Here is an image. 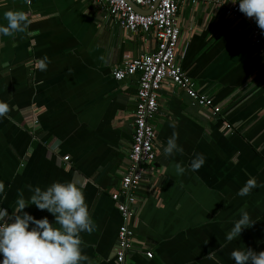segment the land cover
<instances>
[{
    "label": "crops",
    "instance_id": "crops-1",
    "mask_svg": "<svg viewBox=\"0 0 264 264\" xmlns=\"http://www.w3.org/2000/svg\"><path fill=\"white\" fill-rule=\"evenodd\" d=\"M230 1L179 4L178 64L220 111L208 116L176 86L159 91L151 120L153 170L136 192L138 206L129 222L143 248L131 250L129 264H235V248L264 251L263 46L250 38L255 18L241 11L236 19L224 17ZM8 10L24 11L31 23L27 33L0 35V102L10 109L0 117V208H7L12 222L23 199L29 203L24 212L58 227L55 216L30 198L36 187L75 182L94 225L91 233H80L88 257L80 264H117L120 217L110 193L126 165L137 74L117 81L110 72L124 55L153 50L155 40L102 18L96 0H0V25H6ZM44 57L47 70L41 71L35 65ZM173 131L183 153L166 156ZM197 154L205 162L193 171ZM250 177L257 187L237 195ZM242 211L254 223L228 241Z\"/></svg>",
    "mask_w": 264,
    "mask_h": 264
},
{
    "label": "built area",
    "instance_id": "built-area-1",
    "mask_svg": "<svg viewBox=\"0 0 264 264\" xmlns=\"http://www.w3.org/2000/svg\"><path fill=\"white\" fill-rule=\"evenodd\" d=\"M142 10L148 9L155 0H128ZM182 0H158L148 13L134 12L124 0H96L102 18L127 33L149 32L155 40L151 51H143L135 56L124 55L121 63L112 67L114 80H122L137 74L134 107L132 111L131 142L126 151V165L120 173L117 189L110 193L119 213L113 256L117 264H129L128 255L136 246L143 248V243L136 240L130 227L138 203L136 192L144 179L152 173L155 160V130L152 118L159 108V91L162 87H178L190 99V104L205 110L210 117L219 114L220 108L213 104L210 96L194 86V82L180 68L176 48L179 41L178 9ZM199 0H190L195 3ZM29 3V0H26ZM226 19H236L239 3L227 4L223 11ZM264 30L259 26L250 28V38L254 44L263 46ZM30 123L35 127L37 120L31 116ZM66 161L68 156L61 157ZM8 220V218H5ZM147 258L152 256L144 249Z\"/></svg>",
    "mask_w": 264,
    "mask_h": 264
},
{
    "label": "clouds",
    "instance_id": "clouds-1",
    "mask_svg": "<svg viewBox=\"0 0 264 264\" xmlns=\"http://www.w3.org/2000/svg\"><path fill=\"white\" fill-rule=\"evenodd\" d=\"M232 3L235 4L236 0H232ZM239 10L247 17L255 18L258 26L264 30V0H239ZM4 19L7 23L0 25V35L8 37H13L15 33H27L31 23L27 14L19 10L6 11ZM47 63L48 58L44 57L35 67L46 71ZM25 66L29 67L30 64ZM9 110L7 103L0 102V117L6 116ZM170 127L174 128L175 125ZM177 139L178 133L173 131L164 149L166 156L183 153V148L177 144ZM204 162L203 155L197 154L191 161L190 167L193 171H197ZM177 169L183 171L179 165ZM256 187V179L250 177L237 195L247 196ZM3 188L4 186L0 184V192H3ZM30 199V204H34L39 210H48L52 213L55 216V225L58 227H54L47 217L36 219L24 212L29 203L23 199L16 202L12 222L5 219L9 217L7 208H0V253L3 254L0 264H80L81 261L87 260L88 257L81 252L80 233H91L94 225L81 187L72 181H56L46 190L36 187ZM30 222L34 225L31 228ZM253 223L249 213L242 211L240 218L234 222L228 233L227 240L237 239L242 230L252 226ZM230 257L235 264H264V251L257 253L251 248L246 250L235 248L230 252ZM207 258H213L212 254L209 253Z\"/></svg>",
    "mask_w": 264,
    "mask_h": 264
},
{
    "label": "water",
    "instance_id": "water-1",
    "mask_svg": "<svg viewBox=\"0 0 264 264\" xmlns=\"http://www.w3.org/2000/svg\"><path fill=\"white\" fill-rule=\"evenodd\" d=\"M126 2V4L134 11V12H137V13H148L157 3L158 0H155L152 5L146 9V10H142L140 8H138L136 5H134L133 3H131L130 1L128 0H124Z\"/></svg>",
    "mask_w": 264,
    "mask_h": 264
}]
</instances>
